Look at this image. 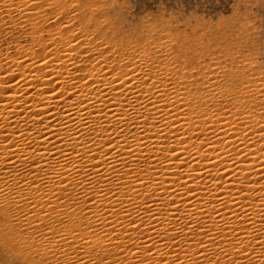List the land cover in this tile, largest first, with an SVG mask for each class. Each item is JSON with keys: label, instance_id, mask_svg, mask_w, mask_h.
I'll use <instances>...</instances> for the list:
<instances>
[{"label": "bare ground", "instance_id": "6f19581e", "mask_svg": "<svg viewBox=\"0 0 264 264\" xmlns=\"http://www.w3.org/2000/svg\"><path fill=\"white\" fill-rule=\"evenodd\" d=\"M62 13L37 51L0 59L6 229L60 264H264L258 69L195 73L163 41Z\"/></svg>", "mask_w": 264, "mask_h": 264}, {"label": "rangeland", "instance_id": "374dc122", "mask_svg": "<svg viewBox=\"0 0 264 264\" xmlns=\"http://www.w3.org/2000/svg\"><path fill=\"white\" fill-rule=\"evenodd\" d=\"M20 2L21 10L13 7L6 13V8H0V59L6 55L14 56L19 47L33 46L32 49L37 51L38 44L54 32L57 28H55L56 23L59 25L64 10L65 13L78 15L76 19L79 22L82 19L85 21L90 19L86 22L91 23L92 29L97 25L101 28L104 26L103 33L115 41L139 42L142 37L148 42L163 41L164 45L172 48L171 53L175 52L176 55L175 53L173 55L180 60L183 59L182 62L187 68L194 70L195 73L203 72L206 66L216 62L235 70L237 64L232 58L238 61L244 58L252 63L254 70L258 69L251 73L257 76L260 74L259 77L264 79V0H22ZM26 7L28 8L25 9ZM63 7L65 8L61 10ZM92 9L90 15L89 10ZM83 10L84 12H81ZM85 14L88 18H85ZM49 28H53L52 31ZM38 32L39 34H35ZM36 36L37 41L34 40ZM15 227L17 228L15 230L6 229L0 216V264H60L56 259L57 255L49 253L50 247L39 245L35 239H33L35 245H32L25 235V228ZM44 246L48 249H44Z\"/></svg>", "mask_w": 264, "mask_h": 264}]
</instances>
